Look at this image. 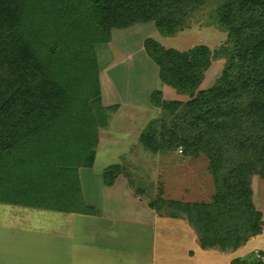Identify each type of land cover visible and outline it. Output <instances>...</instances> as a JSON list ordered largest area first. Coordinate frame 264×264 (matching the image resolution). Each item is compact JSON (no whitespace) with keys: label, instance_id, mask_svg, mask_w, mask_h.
I'll use <instances>...</instances> for the list:
<instances>
[{"label":"trees","instance_id":"1","mask_svg":"<svg viewBox=\"0 0 264 264\" xmlns=\"http://www.w3.org/2000/svg\"><path fill=\"white\" fill-rule=\"evenodd\" d=\"M207 1L0 0V203L97 214L83 198L79 169L93 166L99 127L118 106L101 99L95 44L108 42L113 29L148 22L174 35ZM217 18L231 49L207 89L196 91L209 64L205 47L180 51L144 39L160 82L190 98L165 100L154 89L149 101L164 114L139 141L152 152L206 157L210 201L147 203L183 216L201 247L225 251L262 232L251 177L264 179V0H224ZM119 169H104L103 183L111 185ZM230 264H264V253Z\"/></svg>","mask_w":264,"mask_h":264},{"label":"rangeland","instance_id":"2","mask_svg":"<svg viewBox=\"0 0 264 264\" xmlns=\"http://www.w3.org/2000/svg\"><path fill=\"white\" fill-rule=\"evenodd\" d=\"M223 1L208 0L192 10L183 28L174 35L163 36L153 22H148L113 29L108 42L95 44L101 99L105 105L116 104L119 108L109 111L107 124L99 127L93 167L90 172L80 169L81 183H102L103 169L116 163L120 175L146 202L157 196L184 202L210 201L214 186L204 155L185 156L181 149L152 152L139 141L147 124L164 114L160 108L150 106L148 96L152 90L164 89L165 100L185 102L190 98L160 82L157 65L147 55L143 42L152 38L166 48L180 51L205 47L209 64L196 91L211 87L227 65L223 52L231 49L228 32L217 18ZM30 211L33 209L27 206L0 204V218L4 212Z\"/></svg>","mask_w":264,"mask_h":264},{"label":"crops","instance_id":"3","mask_svg":"<svg viewBox=\"0 0 264 264\" xmlns=\"http://www.w3.org/2000/svg\"><path fill=\"white\" fill-rule=\"evenodd\" d=\"M101 182L80 183L85 202L98 210L95 215L34 207L1 213L0 264H230L264 253V179L256 174L252 202L261 213L262 232L225 251L201 247L183 216L149 207L120 173L111 185Z\"/></svg>","mask_w":264,"mask_h":264}]
</instances>
